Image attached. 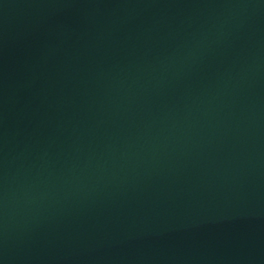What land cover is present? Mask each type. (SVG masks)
Here are the masks:
<instances>
[{"label":"water","instance_id":"water-1","mask_svg":"<svg viewBox=\"0 0 264 264\" xmlns=\"http://www.w3.org/2000/svg\"><path fill=\"white\" fill-rule=\"evenodd\" d=\"M0 264H264V0H0Z\"/></svg>","mask_w":264,"mask_h":264}]
</instances>
